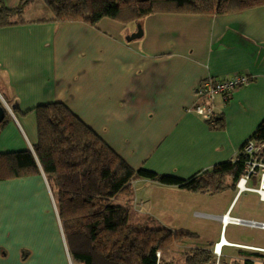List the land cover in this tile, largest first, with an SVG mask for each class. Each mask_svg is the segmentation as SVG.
<instances>
[{
    "label": "crops",
    "instance_id": "0c3cea01",
    "mask_svg": "<svg viewBox=\"0 0 264 264\" xmlns=\"http://www.w3.org/2000/svg\"><path fill=\"white\" fill-rule=\"evenodd\" d=\"M0 1L8 8L20 2ZM37 10L44 17H33ZM23 20L0 28V103L6 108L0 124L2 154H34L33 109L59 102L131 169L189 180L234 161L264 121V6L228 15L153 14L128 24L104 18L92 27L55 22L43 0H36ZM237 74L249 83L214 99V119L195 114L200 101L194 91L200 82ZM8 182L20 190L17 204L0 200V264H72L44 175ZM225 186L234 194L218 207L224 212L202 214L215 223L221 224L227 213L243 219L231 215L240 197L236 188L230 179ZM160 192L215 207L209 193H189L144 178L135 179L132 193L115 203L143 219L173 222L178 202L170 206L169 220L159 216L157 211L167 212L170 205L160 200ZM147 211L153 216L144 215ZM231 225L239 226L221 224L219 240L204 249L210 252L222 239L227 242L220 256L210 252V264L229 261L222 259L224 247L240 251L238 264H261L264 254L258 253L264 247L228 241Z\"/></svg>",
    "mask_w": 264,
    "mask_h": 264
},
{
    "label": "trees",
    "instance_id": "16d2710c",
    "mask_svg": "<svg viewBox=\"0 0 264 264\" xmlns=\"http://www.w3.org/2000/svg\"><path fill=\"white\" fill-rule=\"evenodd\" d=\"M36 0H20L14 8L0 1V28L20 25ZM55 22L104 19L122 24L153 14L228 15L264 6V0H43ZM1 106V103H0ZM37 143L30 150L0 153V182L44 175L57 209L62 235L72 264H175L157 257L179 238L165 227L149 224L129 208L115 203L132 193L137 178L178 187L189 193L215 194L231 188L242 174V147L232 162L189 180L131 169L106 143L64 104L54 102L33 109ZM214 119V118H213ZM5 121L1 123L4 124ZM264 142V121L249 137ZM260 257L259 255H254ZM183 264H210L212 255L199 250L182 256ZM244 264H253L246 260ZM264 264V260L261 262Z\"/></svg>",
    "mask_w": 264,
    "mask_h": 264
},
{
    "label": "rangeland",
    "instance_id": "374dc122",
    "mask_svg": "<svg viewBox=\"0 0 264 264\" xmlns=\"http://www.w3.org/2000/svg\"><path fill=\"white\" fill-rule=\"evenodd\" d=\"M42 6L43 12L44 10L45 12H47V9L44 7V5ZM34 16L44 17V14H42V11L37 10L36 12H34L33 17ZM19 190V187H17L15 183H9L8 181L6 183L0 182V200L1 198H3V205L6 204L5 201L7 203H10L8 204L9 206L12 202H14V204H17L16 199L18 196L16 194H19L17 193ZM4 191L9 193L7 195H2ZM11 194H15L14 197H11ZM160 194H162V196L159 195L160 200L162 201L163 199L164 204H166V202H170V205L168 207H165V209H167V212H164L162 210L157 211L158 215L166 216L169 220V217L172 216L170 206H173V201L178 202L177 213H173V222H171L170 218V221L165 223H159L157 221L154 222L152 220V222L149 224L156 225L158 223V226L166 227L174 235L179 236V238L175 241L172 247L168 249L167 252H159L160 258H163V256L166 259L173 258V260H175V264H182L181 261L184 254H191L195 251L204 250L219 240L221 224L215 223L214 221L205 218L202 214H213L218 211L220 212L221 210L218 207L222 205V200L224 201L225 198L228 199L232 194H234L233 190L226 189L224 187L219 192L209 195L212 198L213 205H215V207L213 208H207L204 204L199 203L197 199L189 201V198L187 197L174 198L173 196H171V194L165 196V192H160ZM159 198L155 197L156 200H158ZM117 203H120V201H118ZM1 204L2 202H0V206ZM14 206L16 207V205ZM4 207L5 206H3V208ZM1 215L2 212H0V216ZM144 215H147L148 217L153 216L152 214L148 213V211L144 212ZM231 215L239 216L243 219L255 220L258 222L264 221V202L258 200L257 195L254 193H243L238 198L234 211L231 213ZM42 218L47 223L48 215L46 213L42 214ZM46 233L47 235H49V228H47ZM226 239L228 241H235L241 244H250L256 246L258 245L264 247V230L252 228L246 225H231L227 229ZM213 248L210 250L213 251ZM239 253L240 251L236 248L224 247L222 259L224 261H229L224 263L222 260H220V263L218 262V264H238V261H236L235 258L238 257ZM258 254L264 253L261 252ZM252 259H256L254 255L252 256Z\"/></svg>",
    "mask_w": 264,
    "mask_h": 264
},
{
    "label": "built area",
    "instance_id": "2783aa9c",
    "mask_svg": "<svg viewBox=\"0 0 264 264\" xmlns=\"http://www.w3.org/2000/svg\"><path fill=\"white\" fill-rule=\"evenodd\" d=\"M249 78L242 74L234 75L221 81L206 79L195 88V95L200 101L193 109L196 115L212 120L215 117L213 102L217 96L227 97L239 87L246 86ZM8 111H10L8 109ZM242 153L246 156L242 174L235 183L237 196L243 193H254L264 202V142H257L248 138L242 146ZM223 226L227 224L246 225L264 230L263 222L233 218L229 213L220 217ZM222 241V240H221ZM221 241L214 245L213 253L218 257L223 246ZM219 246V247H218ZM218 247V248H217ZM159 258V253H157ZM215 264H218L216 261Z\"/></svg>",
    "mask_w": 264,
    "mask_h": 264
},
{
    "label": "water",
    "instance_id": "95a60500",
    "mask_svg": "<svg viewBox=\"0 0 264 264\" xmlns=\"http://www.w3.org/2000/svg\"><path fill=\"white\" fill-rule=\"evenodd\" d=\"M6 115V108L5 106H0V124L4 121Z\"/></svg>",
    "mask_w": 264,
    "mask_h": 264
},
{
    "label": "bare ground",
    "instance_id": "6f19581e",
    "mask_svg": "<svg viewBox=\"0 0 264 264\" xmlns=\"http://www.w3.org/2000/svg\"><path fill=\"white\" fill-rule=\"evenodd\" d=\"M226 244H227V242H226L224 239H222V241H221V243L219 244V246H220V245H221V246H224V245H226ZM219 246H218V247H219ZM218 247H217V248H218ZM253 250H254V249H253Z\"/></svg>",
    "mask_w": 264,
    "mask_h": 264
}]
</instances>
